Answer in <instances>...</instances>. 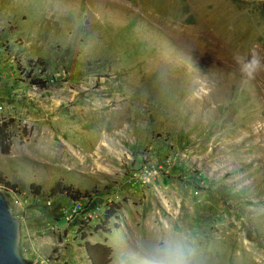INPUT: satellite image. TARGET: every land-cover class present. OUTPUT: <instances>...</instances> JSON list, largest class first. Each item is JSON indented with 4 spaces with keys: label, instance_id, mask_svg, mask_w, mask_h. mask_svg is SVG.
Masks as SVG:
<instances>
[{
    "label": "rangeland",
    "instance_id": "1",
    "mask_svg": "<svg viewBox=\"0 0 264 264\" xmlns=\"http://www.w3.org/2000/svg\"><path fill=\"white\" fill-rule=\"evenodd\" d=\"M253 57L264 65V0H0V174L17 192L0 189L22 256L89 264L98 242L109 264L165 245L184 264H264V69L241 71ZM57 180L98 192L49 197Z\"/></svg>",
    "mask_w": 264,
    "mask_h": 264
},
{
    "label": "trees",
    "instance_id": "2",
    "mask_svg": "<svg viewBox=\"0 0 264 264\" xmlns=\"http://www.w3.org/2000/svg\"><path fill=\"white\" fill-rule=\"evenodd\" d=\"M32 84H37L43 86L45 83L40 79H32L30 81ZM12 120L1 121L0 120V152L2 154H7L10 149V133L9 126ZM0 186L5 188L6 190H14L17 192V187L15 184L6 180L4 176L0 174ZM30 189L34 190V194H39L40 186L31 184ZM98 191L96 189L92 190H80L72 185L64 184L62 180H57L50 188H49V197H56L59 195H64L69 199L74 201H79L82 198H91ZM122 208V204L120 202H111L108 208L105 210L102 226L99 228L104 232H109V228H106L109 220L114 217L117 212ZM84 247L87 249L89 253V258L92 259L94 264H109L110 262V254L111 247L104 243H88L84 244Z\"/></svg>",
    "mask_w": 264,
    "mask_h": 264
},
{
    "label": "water",
    "instance_id": "3",
    "mask_svg": "<svg viewBox=\"0 0 264 264\" xmlns=\"http://www.w3.org/2000/svg\"><path fill=\"white\" fill-rule=\"evenodd\" d=\"M89 264H94L84 247ZM0 264H33L20 251L19 221L11 211L7 193L0 189Z\"/></svg>",
    "mask_w": 264,
    "mask_h": 264
},
{
    "label": "clouds",
    "instance_id": "4",
    "mask_svg": "<svg viewBox=\"0 0 264 264\" xmlns=\"http://www.w3.org/2000/svg\"><path fill=\"white\" fill-rule=\"evenodd\" d=\"M262 69H264V65H261L258 58L253 57L243 65L241 71L249 79H252ZM146 264H184L183 254L178 247L165 245L152 253Z\"/></svg>",
    "mask_w": 264,
    "mask_h": 264
}]
</instances>
